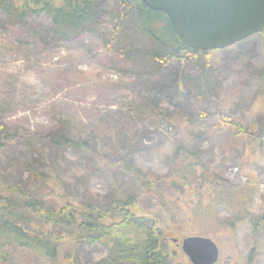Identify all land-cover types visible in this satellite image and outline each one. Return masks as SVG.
Masks as SVG:
<instances>
[{
    "label": "rangeland",
    "instance_id": "rangeland-1",
    "mask_svg": "<svg viewBox=\"0 0 264 264\" xmlns=\"http://www.w3.org/2000/svg\"><path fill=\"white\" fill-rule=\"evenodd\" d=\"M125 5L133 8L134 3L97 0L95 23L70 38L53 33L42 17L17 19L0 12V124L4 130L0 176L24 184L29 169L35 168L53 180V188L59 189L61 180L66 196L87 203L108 201L113 189L137 191L121 169L126 156L142 172L163 177V187L171 186L174 144L182 143L199 151L201 170L223 177L233 192L243 187L252 199L249 210L264 213V105L257 100L259 73L264 69V35L254 34L195 60H187L183 51L174 54L167 46L169 57L154 63L142 55L151 48L146 39L149 32L141 26L137 11ZM120 10L129 18L116 40L106 21ZM203 67L208 83L198 85L195 79ZM129 109L138 112L134 124L117 127L122 122L117 125L115 115ZM151 111L163 117H150ZM222 114L244 122L245 130L260 137L261 144L246 141L232 129H216ZM59 134L86 140L96 153L83 162L80 149L54 143ZM184 188L185 196L181 188H164L174 192L179 214L197 205L196 191L208 203L206 181L195 190L189 185ZM208 197L213 219L192 222L208 234L189 235L214 240L219 248L214 264H264V222L257 231L247 219L232 227L228 224L230 206L238 201L224 197L216 204L213 196ZM49 198L63 202L56 194ZM54 229L60 235L56 260L43 262L33 251L20 249L15 263L67 264L77 256L81 264H95L107 255L103 244L79 243ZM183 237L172 235L163 240L172 264H192L181 250Z\"/></svg>",
    "mask_w": 264,
    "mask_h": 264
},
{
    "label": "trees",
    "instance_id": "trees-1",
    "mask_svg": "<svg viewBox=\"0 0 264 264\" xmlns=\"http://www.w3.org/2000/svg\"><path fill=\"white\" fill-rule=\"evenodd\" d=\"M123 1L134 3L133 8L125 5L126 9L137 11L141 26L149 32L146 39L151 48L149 53L142 54L145 59L163 63L169 57V47L174 50V54L185 52L189 57L187 60H195L198 56L210 52L184 45L173 32L165 12L150 9L141 0ZM0 12L17 19L26 16L42 17L46 19L53 33L70 38L82 34L95 23L98 7L97 0H0ZM128 18L129 16L120 10L106 21L112 37L116 40L121 36ZM260 34L264 35V32ZM206 73L208 72L203 67L195 83H208ZM259 78L261 85L257 100L259 104L264 105V69L259 73ZM147 115L155 119L163 117L158 111H151ZM137 116L136 110L120 111L115 115L118 119L116 124H122L117 127L129 128ZM215 126L218 130L232 129L234 134L242 135L246 141L261 144L260 137L245 130L244 122L237 121L227 114H222ZM54 139V143H65L80 149L84 154L81 156L83 162L90 160L89 155L96 153L86 140L61 134L56 135ZM3 141L4 130L0 124V143ZM190 149L182 143L174 144L175 158L170 164L175 173V176H170L172 187H163V177L142 172L132 159L126 156L121 159V169L135 183L136 193H120L113 189L108 201L96 203L78 201L73 196H66L61 180L60 188H53V180L35 168L29 169V178L24 184L6 181L0 176V189L3 190L0 191V264H16V252L20 249L33 251L43 262L56 260L59 256L60 235L54 228L61 229L62 234H67L79 243L98 242L105 245L108 249L107 255L95 264H172L163 240L172 235L186 237L191 233L208 234L192 222L202 220L201 223H205L203 221L213 219L209 195L213 196L216 204L224 197L238 201L231 203L232 214L228 224L234 227L238 221L247 219L257 231L264 222V213L256 215L249 210L252 199L248 198L243 187L233 192L223 177L206 174L200 169L203 165L199 151ZM107 179L109 183L113 181L110 174ZM49 181L52 184H49ZM204 181L208 188V203L204 204L203 193L196 191L199 196L197 205L192 208L185 207L181 211L183 214H179L176 207L181 208L173 198L174 192L168 193L164 188L176 191L181 188V196H185L186 185L195 190ZM52 194L59 196L63 202L50 201L49 196ZM178 220L182 223L176 225ZM248 259H252V251L249 252ZM67 264L81 263L79 258L74 256Z\"/></svg>",
    "mask_w": 264,
    "mask_h": 264
},
{
    "label": "water",
    "instance_id": "water-1",
    "mask_svg": "<svg viewBox=\"0 0 264 264\" xmlns=\"http://www.w3.org/2000/svg\"><path fill=\"white\" fill-rule=\"evenodd\" d=\"M141 1L165 12L176 37L194 49H223L264 32V0ZM181 250L192 264H214L219 256L214 240L202 235L183 237Z\"/></svg>",
    "mask_w": 264,
    "mask_h": 264
}]
</instances>
